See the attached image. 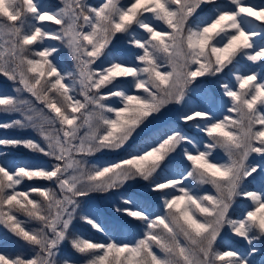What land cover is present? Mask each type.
Wrapping results in <instances>:
<instances>
[{
    "label": "snow or ice",
    "instance_id": "1",
    "mask_svg": "<svg viewBox=\"0 0 264 264\" xmlns=\"http://www.w3.org/2000/svg\"><path fill=\"white\" fill-rule=\"evenodd\" d=\"M0 76V264H264V0H0Z\"/></svg>",
    "mask_w": 264,
    "mask_h": 264
},
{
    "label": "rangeland",
    "instance_id": "2",
    "mask_svg": "<svg viewBox=\"0 0 264 264\" xmlns=\"http://www.w3.org/2000/svg\"><path fill=\"white\" fill-rule=\"evenodd\" d=\"M50 2L57 3L58 0H50ZM89 2L92 4H97L98 0H89ZM252 2L253 3H260L261 0H252ZM51 26L56 27L55 25H51ZM47 43H48V41H47ZM117 43L119 46V41ZM62 51L63 52L61 54H59V59H61L64 62V64L70 68L72 65V60H71V56L69 54V51L64 46H63ZM63 56H65V59H67L66 61L62 58ZM206 83H208L212 87H215L214 81L210 80V81H207ZM15 87H16V85L12 81L7 80L6 77L0 76V92L12 93V90ZM27 96H28V94L24 93L22 98L27 97ZM18 118H20L19 114L0 113V122H9L13 119H18ZM188 131L192 135H198L195 129L189 128ZM17 136H24V137L31 136L33 138L38 139L36 133L34 131H32L31 129H18V128L0 129V138L17 137ZM4 153H6V155H3ZM108 158L109 157L106 155L97 154V156L95 157V160L96 161H103V160H106ZM0 160L6 161L9 164H11V163L20 164V163H24V162L33 163V162H40V161L51 163V161H48L47 158H45L41 155H38V154H33V153L23 149V148L11 149V148L0 147ZM25 184H28L30 186L31 182H25L24 185ZM24 185H23V188H24ZM121 196H125V197L137 196V197H140L143 199H147L150 202L156 201L155 195L148 193V191L145 189V187L143 186L142 183L141 184L129 183L127 186L123 187L122 189L113 190L110 194L94 195L92 202L103 205L105 208H107L110 204H112L114 202L119 203ZM129 223L132 224V231L133 232L137 231V225L134 222H132L131 220H129ZM31 227H36V225L32 224ZM75 230L80 232V233H83L84 235L92 236L93 238H95V237L100 238L99 234L95 233L94 230H91L87 226H83L79 222L76 223ZM10 235L11 234L7 233L6 229H4L2 226H0V238H5V243L0 244V251L13 252V251H19L20 250V247L15 245L12 242V240L7 239V237ZM224 243H230V241L226 239L224 241ZM69 253H70V249L66 245L62 256L68 255ZM259 258L261 259L260 256H259Z\"/></svg>",
    "mask_w": 264,
    "mask_h": 264
},
{
    "label": "trees",
    "instance_id": "3",
    "mask_svg": "<svg viewBox=\"0 0 264 264\" xmlns=\"http://www.w3.org/2000/svg\"><path fill=\"white\" fill-rule=\"evenodd\" d=\"M48 43H50V44H53V45H55V46H57L58 48H59V54H61L63 51V46L61 45V44H59V42H57V41H48ZM65 61L67 60V59H65V56H63L62 57ZM27 187H29V185L28 184H25L24 185V188L26 189ZM96 239H99V237H95ZM230 241V240H229ZM231 242V241H230ZM256 259H257V261H259L260 260V258H259V256H257L256 257Z\"/></svg>",
    "mask_w": 264,
    "mask_h": 264
}]
</instances>
